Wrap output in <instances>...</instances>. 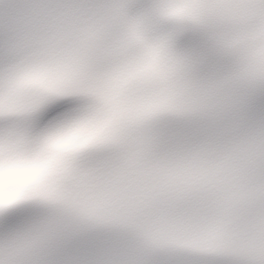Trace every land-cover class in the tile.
Here are the masks:
<instances>
[{"label": "snow or ice", "instance_id": "6c2138e0", "mask_svg": "<svg viewBox=\"0 0 264 264\" xmlns=\"http://www.w3.org/2000/svg\"><path fill=\"white\" fill-rule=\"evenodd\" d=\"M0 264H264V0H0Z\"/></svg>", "mask_w": 264, "mask_h": 264}]
</instances>
